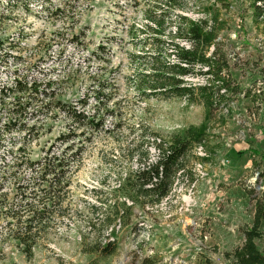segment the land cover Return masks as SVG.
<instances>
[{"label": "rangeland", "instance_id": "374dc122", "mask_svg": "<svg viewBox=\"0 0 264 264\" xmlns=\"http://www.w3.org/2000/svg\"><path fill=\"white\" fill-rule=\"evenodd\" d=\"M229 2L226 7L223 0H182L177 9L194 19L217 11L225 21L218 39L227 54L230 85L238 90L226 91L225 102L206 121L202 104L144 99L132 83L139 71L132 55L140 49L126 32L142 26L144 10L156 0H0V89L19 77L35 79L34 88L47 93L32 106L34 114L22 129L3 137L0 206L21 203L15 187L28 184V192L32 183L38 185L36 196L26 199L41 206L40 189L47 183L37 178L38 168L10 166L18 148L30 160L55 154L67 164V186L57 192L60 205L51 207L52 218L35 237L31 253L12 238L0 214V264H132L149 255L158 264H205L206 259L233 264L225 253L244 241L253 223L254 197L264 190L259 174L264 171V15L253 17L249 0ZM189 80L205 81L202 76ZM14 95L0 103V134ZM65 106L83 112L85 122L101 123L99 128L71 123ZM201 124L207 135L190 155L194 182L187 185L183 173L159 205L133 206L128 220L102 228L93 205L114 200L111 189L118 175L135 164L128 151L136 143L145 156L142 134L150 128L167 136ZM25 217L21 212V220ZM97 228L104 236L111 231L114 254L89 252ZM260 229L263 236L254 241L264 251V226Z\"/></svg>", "mask_w": 264, "mask_h": 264}, {"label": "trees", "instance_id": "16d2710c", "mask_svg": "<svg viewBox=\"0 0 264 264\" xmlns=\"http://www.w3.org/2000/svg\"><path fill=\"white\" fill-rule=\"evenodd\" d=\"M223 2H226L223 3L226 7L231 5L229 0ZM149 7L143 12L142 26L134 29L132 25L126 32L132 38L134 46L140 49L138 54L132 55L135 65L139 66V71L134 72L131 77L133 85L144 99L184 98L189 102L200 103L206 111L205 120L209 121L213 111L222 101L225 102V92L238 90V87L230 85L232 80H229L227 54L218 39V35L225 28V21L220 18L217 11L209 12L200 19L182 15L177 12V9L182 8V0H156V3L150 4ZM248 9L251 10L253 17H262L264 0H249ZM137 31L142 34L140 38L134 36ZM197 76H202L205 79L204 83L196 84L189 80L190 77ZM34 85L35 79L26 82L22 78L14 77L12 84L1 87L0 103L7 94L12 92L16 95L12 101L13 106L6 110L8 115L0 134V147L6 148L3 137L8 132L20 130L25 126L26 121L34 114L35 108L32 106H36L37 101L43 98L40 97L43 92L46 93L44 89L42 91L35 89ZM64 112L76 126L85 124L98 129L101 124L90 119L85 122L87 118L85 114L69 106H65ZM206 127L205 124L191 125L182 132H174L167 136L148 127L149 133L142 134L146 139L145 156L142 157L139 151L141 143H136L134 145L136 149L128 151V160L135 164L118 175L111 189L114 200L104 203L106 201L99 199L103 203L93 205V214L96 213L99 225L111 229L115 220L119 222L124 218L128 220L129 217L126 216H130L133 206L144 210L159 205L169 195L183 173L188 178L187 185H191L194 176L189 167L190 155H193L192 151L196 147L204 144ZM17 150L19 155L15 156L16 161L10 166L18 168L23 165L32 170L38 168L37 178L47 185L40 189L42 196L38 197V202L41 206L37 207L33 203L34 199H26L36 196L37 183H32L33 186L28 192V184H18L15 190L16 194H21L22 202L15 207L2 202L0 214L6 218V224L11 226L12 238L23 245V251L31 253L35 237L44 230L52 218L51 207L55 206L54 204L60 205L61 200L57 192H62L67 186V182L63 183L67 164L55 154L45 156L43 159L30 160L27 155L21 154L23 153L21 147ZM259 174L264 176V171ZM49 175L51 180L47 179ZM1 196L5 197V194ZM254 198L252 226L245 230L242 244L231 253H225L226 257L232 258L233 264H264V251L259 250L254 241L263 236L260 226H264V190ZM97 209L101 210V213L95 212ZM21 212L26 214L23 220ZM22 221L23 226L19 225ZM95 225L96 223H91L93 229ZM111 235L109 231L104 236L102 229L97 228L89 252L98 253L101 257L114 254L117 242L114 237H110ZM132 264H158V260L155 256L149 255L133 261ZM205 264L214 263L206 259Z\"/></svg>", "mask_w": 264, "mask_h": 264}]
</instances>
